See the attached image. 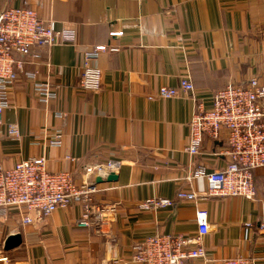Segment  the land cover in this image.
Masks as SVG:
<instances>
[{
  "label": "crops",
  "instance_id": "obj_1",
  "mask_svg": "<svg viewBox=\"0 0 264 264\" xmlns=\"http://www.w3.org/2000/svg\"><path fill=\"white\" fill-rule=\"evenodd\" d=\"M24 2L0 0V9ZM29 2H39L40 16L51 17L58 29L74 30L75 39L35 49L25 59L26 71L50 75L58 97L46 106L18 71L12 103L0 122V164L12 167L45 155L49 170L73 171L78 183L87 164L117 160L121 166L116 181H106L107 175L100 183L97 199L115 207L101 234L78 227V202L25 227L17 209L10 210L8 220L0 215V244L11 233L22 235L19 247L5 250L10 264H131L138 240L155 234L196 235L199 208L207 210L211 223L203 238L215 261L208 264L236 255L264 264V230L259 227L263 170L255 173L254 200L213 196L196 204L177 199L180 191H207L204 179L192 177L197 167L213 171L230 161L225 135L217 141L204 138L194 158L183 151L196 103L210 107L215 92L227 84L245 86L252 78L264 84V0ZM121 20L138 23L122 36H112ZM100 45L107 46L97 61L102 88L80 90L85 52ZM185 76L193 80V94L159 96L162 86H179ZM59 113L64 116L58 118ZM14 123L19 139L7 135ZM58 128L62 145L52 146L49 140ZM151 197L175 203L159 210L139 209L138 203Z\"/></svg>",
  "mask_w": 264,
  "mask_h": 264
},
{
  "label": "built area",
  "instance_id": "obj_2",
  "mask_svg": "<svg viewBox=\"0 0 264 264\" xmlns=\"http://www.w3.org/2000/svg\"><path fill=\"white\" fill-rule=\"evenodd\" d=\"M120 23V28L111 31L112 36H122L131 24L138 21L121 20ZM74 39V30L58 29L51 17L40 16L39 2L32 4L25 0L22 6L0 9V122L4 110L12 103L18 71L24 72L32 82L37 98L46 106L57 99L58 91L50 81V75L43 78L37 71H26L25 59L35 49L57 42H73ZM105 50L107 46L100 45L85 52L84 67L77 81L78 89L99 91L102 88L103 72L97 61ZM181 92H195L191 76L183 77L179 86H162L158 93L162 98H172ZM63 116L62 113L57 114L58 118ZM7 135L11 139H19L18 124H10ZM224 135L228 145L225 154L230 161L213 171L197 167L192 177L204 179L208 184L207 191L204 194L180 191L178 200H191L197 204L213 196L256 198L255 173L257 170L264 172V84L257 78H252L245 86L227 84L220 88L215 92L210 107L203 102L196 103L189 122V139L183 151L194 158L201 153L204 138L217 141ZM54 136L49 140L50 145H62V129L58 128ZM120 166L117 160L87 164L78 183L73 171L49 170L45 155L20 160L12 167L0 164V215L8 220L10 210L17 209L20 224L25 227L42 222L59 207L65 208L72 202H78L81 205L78 227L101 234L115 207L97 199L103 187L94 176L105 178L118 171ZM174 203L169 198L151 197L139 202L138 207L141 210H159ZM196 220L198 230L194 236L155 234L136 241L132 246L131 264H193L194 260H202L206 264L215 262L208 256L203 244V238L211 228L207 210L197 209ZM259 227L264 230V214ZM10 262L3 242L0 244V264ZM219 263L257 264L243 255L226 257Z\"/></svg>",
  "mask_w": 264,
  "mask_h": 264
},
{
  "label": "water",
  "instance_id": "obj_3",
  "mask_svg": "<svg viewBox=\"0 0 264 264\" xmlns=\"http://www.w3.org/2000/svg\"><path fill=\"white\" fill-rule=\"evenodd\" d=\"M117 179H118V175L116 173H110L107 176L106 181H116ZM103 181H105V180H103L101 177L97 178L98 183H102ZM21 243H22L21 233H19V232L18 233H11L4 240V249L6 251L15 249V248L19 247L21 245Z\"/></svg>",
  "mask_w": 264,
  "mask_h": 264
}]
</instances>
